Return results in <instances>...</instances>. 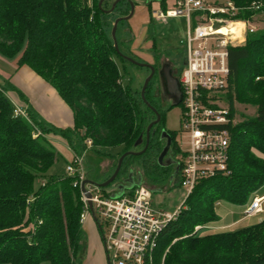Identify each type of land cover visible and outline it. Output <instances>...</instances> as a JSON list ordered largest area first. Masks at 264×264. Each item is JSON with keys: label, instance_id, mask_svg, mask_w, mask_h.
<instances>
[{"label": "trees", "instance_id": "obj_1", "mask_svg": "<svg viewBox=\"0 0 264 264\" xmlns=\"http://www.w3.org/2000/svg\"><path fill=\"white\" fill-rule=\"evenodd\" d=\"M224 1L238 8L237 19L249 21L259 13L264 24V0L214 3ZM98 2L0 0V55L14 59L17 67L30 68L72 112V125L66 128L46 126L30 111L25 112L27 118L14 115L0 85V264H79L80 190L67 173L52 172L58 158L50 135L77 153L87 140L93 151L119 148L104 153L114 159V170L122 153L136 150L133 144L148 123L144 110L150 108L140 92L136 96L122 84L111 56L115 49L105 12L110 0L101 6ZM253 3L258 9L250 8ZM164 5L163 0L160 7ZM227 62L228 84L222 95L231 120L230 173L196 184L177 217L160 233L153 264H264V220L233 231L194 232L196 225L217 218V204L246 206L264 183V26L248 32L243 44L229 46ZM145 99L151 102L146 93ZM236 103L254 107L255 114L233 123ZM152 155V148L140 154L141 173L150 178L155 171L152 180L161 179L167 168L151 163ZM130 157H124L120 170Z\"/></svg>", "mask_w": 264, "mask_h": 264}, {"label": "built area", "instance_id": "obj_2", "mask_svg": "<svg viewBox=\"0 0 264 264\" xmlns=\"http://www.w3.org/2000/svg\"><path fill=\"white\" fill-rule=\"evenodd\" d=\"M164 3V8L159 6L150 11L153 20L178 15L186 19L184 65L178 77L182 106L180 133L186 148L180 147V157L175 163V175L185 193L182 203L170 213L153 206L152 190L141 183L115 198L102 195L96 186L90 190L85 184L109 264H153L160 233L177 217L196 184L230 173L227 124L231 120L222 97L228 84V47L243 44L246 34L256 27L248 20L237 19L238 8L228 1L216 4L208 0H164ZM258 7L255 3L250 6ZM13 113L27 118L19 107H14ZM90 146L87 140L85 149ZM84 151L72 150L66 166V173L73 177L72 185L80 190L83 204L80 223L91 216L87 198L80 189L86 179L82 167ZM263 203L264 194L255 195L243 208L242 217L261 212ZM211 228V224L196 225L194 232Z\"/></svg>", "mask_w": 264, "mask_h": 264}, {"label": "rangeland", "instance_id": "obj_3", "mask_svg": "<svg viewBox=\"0 0 264 264\" xmlns=\"http://www.w3.org/2000/svg\"><path fill=\"white\" fill-rule=\"evenodd\" d=\"M131 1L133 2V12L128 18L125 19V16L128 15L127 13H125L126 6H124V4L121 5V3L116 9L108 13L106 17L107 29H110L113 26V23L117 18H122L120 21H118L115 29V37L118 39V42L122 38L124 39L125 37L131 36V40L127 43V46L132 50L137 51L139 55H135V59L139 62H152L154 59H152L148 54L151 53V56L156 54L160 57L164 54V48L166 47H171L174 50L177 58L182 60L185 57V17L178 15L167 17L164 20H153L150 18L149 8L157 9L159 7L158 0ZM146 1H150L149 6L146 5ZM208 1L214 3L221 0ZM261 18L262 15L258 13L252 16L249 20V22L256 27V30L261 29L264 26ZM127 27L129 28V34L124 33V30ZM147 50L148 52L146 54ZM111 56L121 74L122 84L130 86L131 91L134 92L137 96L140 92L143 78L147 75V70L141 67L138 68L130 62L122 60L115 52H113ZM13 60L14 59L5 58L0 55V73L2 72L10 74L14 72L15 67L13 66ZM0 84H2L6 89H11L9 87L10 84L8 83L3 84L0 81ZM235 108L236 112L233 123L242 120L246 116H252L255 114V108L252 106H245L236 103ZM181 112L182 106L180 103L172 106L169 109H165L163 114V125L166 130L176 133L181 149H185L186 146L184 144V139L182 138L180 133ZM33 115L36 121H39L46 126L50 125L38 114L33 112ZM65 146L70 148V145L66 141H64L63 145H55L53 147L58 160L53 165L52 172L58 175L65 174L66 166L70 163V152L66 149ZM85 148L83 147V150L81 152L85 150L83 153L82 167L87 179L94 182H99L108 173L113 172L114 159L104 156V153H114L119 148L100 147L97 148L96 151ZM70 150L72 149L70 148ZM136 150L138 151L139 149ZM141 160L142 157L140 155L130 157L127 161L126 167H132L134 173L137 171L141 172ZM152 170L154 171L157 169ZM166 170L167 174L163 176V178L152 180L154 178H157V172L154 171L150 175V178H144L141 184L150 188L151 190H154L152 193L151 201L155 208L171 213L182 203V198L185 191L179 186L178 177L177 175H175L173 168H167ZM38 185L39 182L38 180H36L34 183V187L37 188ZM111 186L112 184L104 188H99V192L104 196H108ZM87 188L93 190L94 185L87 184ZM260 189L264 191V183L260 186ZM244 207L245 206L242 205H232L229 203L217 204L215 208L217 218L212 222V228L208 230H200L198 234L219 231L221 230L220 228H215L213 226L217 224H227L238 218L240 219V221L237 224H235L234 226L223 228V230L233 231L238 228L249 226L264 220V203L262 205L263 211L251 217H242L241 212ZM92 226L95 230L94 234H92ZM79 243L80 249L75 257V261L77 263L106 264V251L103 244L102 233L91 216L86 217L85 222L82 223V234L80 236Z\"/></svg>", "mask_w": 264, "mask_h": 264}, {"label": "flooded vegetation", "instance_id": "obj_4", "mask_svg": "<svg viewBox=\"0 0 264 264\" xmlns=\"http://www.w3.org/2000/svg\"><path fill=\"white\" fill-rule=\"evenodd\" d=\"M114 0H110V6ZM163 0H158L159 5ZM124 4V6H128L127 14L129 13V5L126 0H120L116 3L114 9L118 7V5ZM150 1H146V5L149 6ZM108 8V9H109ZM107 9V10H108ZM113 9V10H114ZM150 15V13H149ZM151 18V16H150ZM152 19V18H151ZM112 28V27H111ZM124 33L129 34V28H125ZM132 35V34H131ZM116 38V37H115ZM153 38V37H152ZM131 36L122 38L119 40L116 38L118 51L115 50V53L124 61H128L132 63L130 59L139 62L135 59V55H139L136 50H132L127 46V43L130 42ZM164 54L162 56H157L156 54L150 57L154 59L150 63H146L153 67V74L148 81L146 89L144 91L148 95L150 99V105L155 109V111L149 109L150 111L144 110V114L148 119V123L146 125L145 130L141 133L142 142L141 145L136 147V149L141 150L146 143V135H147V126L150 122L154 121L157 118V114L159 116L158 121L153 124L148 131V143L145 150L152 148L153 155L151 163L157 165L162 169L173 168V171H176V161L180 157V144L178 143V136L176 133L170 134L169 130L164 128L163 122V114L164 110L170 107V104L175 96V94L180 93V87L178 82V73L179 69L184 63V58L182 60L178 59L174 53V50L171 47L164 48ZM143 52V51H142ZM148 50L146 51L147 54ZM133 65L138 68H143L147 70V75L143 78V82L145 78L149 75L150 69L147 66H139L135 63ZM142 82V84H143ZM142 87V86H141ZM141 90V89H140ZM157 113V114H156ZM163 152V155L159 157V154ZM144 178H147L144 174L137 171L134 173L132 167H124L119 172L114 180V183L119 184L120 186H132L138 185L143 181ZM113 183V184H114ZM127 190V189H126Z\"/></svg>", "mask_w": 264, "mask_h": 264}, {"label": "crops", "instance_id": "obj_5", "mask_svg": "<svg viewBox=\"0 0 264 264\" xmlns=\"http://www.w3.org/2000/svg\"><path fill=\"white\" fill-rule=\"evenodd\" d=\"M14 64L15 60H13V66L15 67L13 73H0V81L3 84H10L23 95V97L20 98L18 94H16L15 90L5 89V93L12 105L14 107L21 108L25 112L30 111L31 113L34 112L38 114L51 126L57 128H66L71 126L72 112L58 96L57 92L38 75H36L30 68L26 66L17 67L16 64ZM0 85L3 86L2 84ZM49 138L54 146L64 144V141L58 136L50 135ZM65 147L70 152L69 159L71 160L72 150H70L67 146ZM111 190L112 189H109L108 194H110ZM261 194H264V191L260 189L256 195ZM239 221L240 219L238 218L227 224L214 225V227L223 229L229 226H234ZM92 230L94 231H92V234H94L95 230L93 229V226Z\"/></svg>", "mask_w": 264, "mask_h": 264}, {"label": "water", "instance_id": "obj_6", "mask_svg": "<svg viewBox=\"0 0 264 264\" xmlns=\"http://www.w3.org/2000/svg\"><path fill=\"white\" fill-rule=\"evenodd\" d=\"M103 1L104 0H99L98 5L101 6V3ZM119 1L120 0H114L112 2V4H111V7L108 10H105V12H107V13L111 12L114 9L116 3L119 2ZM126 1L129 4V13H128V15L125 16V19L128 18L133 12V2L131 0H126ZM121 19L122 18H117L114 21L113 26L111 28V32H110V35H111V38H112V41H113V46H114V49L116 51H118V47H117V41H116V38H115V29H116V25H117L118 21H120ZM129 60L132 63H135V64H137L139 66H147L150 69L149 75L145 78V80H144V82L142 84V87H141V90H140V96H141L143 102L146 104V106L148 108H150L151 110L155 111V109L147 102V100L144 97V91L146 89L148 81L150 80V78H151V76L153 74V67L151 65H149V64H146V63L136 62V61H134V60H132L130 58H129ZM180 98H181V94L180 93L175 94L170 106H174V105L179 104ZM158 119H159V116L157 114V118L154 121H152V122H150L148 124V126H147V135H146V143H145L144 147L141 150H138V151L137 150H128V151H125L124 153H122L119 156V158L117 159V163H116V166H115L113 172L111 173V175L107 179H105L102 182H94V181L89 180V179H85V180L82 181V183L80 185V189L83 192L84 196L87 198V204H88V207H89V210H90V214H91V217H92V219L94 221L96 219H95V216H94L93 210H92V202L90 200V192L86 189L85 184H92V185H94V186H96L98 188H104V187L110 186L112 184V186L110 188L112 190H111L110 194H108L112 198L121 196L126 189H131L132 186H120L119 184L114 183V180H115V178H116V176H117V174L119 172V169L121 167V164H122V161H123L124 157H126L128 155L137 156V155L142 154L145 151V149L147 147L148 139H149L148 131H149L150 127L158 121ZM141 142H142V135L140 134L138 136V138L135 140L134 144H133L134 148H136L139 145H141ZM162 155H163V152H161L159 154V157H161ZM138 185H139V182H138ZM98 228L100 229L99 226H98ZM105 258H106V264H109L107 254H106Z\"/></svg>", "mask_w": 264, "mask_h": 264}]
</instances>
